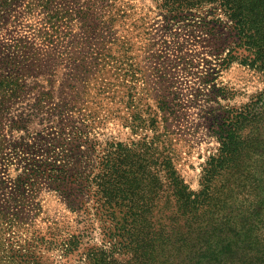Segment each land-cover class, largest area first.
Returning a JSON list of instances; mask_svg holds the SVG:
<instances>
[{"label": "rangeland", "instance_id": "rangeland-1", "mask_svg": "<svg viewBox=\"0 0 264 264\" xmlns=\"http://www.w3.org/2000/svg\"><path fill=\"white\" fill-rule=\"evenodd\" d=\"M216 8L208 1L173 12L162 0H0V60L27 65L35 50L40 66L21 73L22 90L0 108L1 250L13 235L24 239L32 230L43 233L57 226L81 232L83 246H104L124 257L114 222L95 216L94 201L85 204L87 196L70 177L62 180L42 163H66L74 172L88 158L93 168L108 145H131L152 135L151 128L164 139L188 190L197 193L203 169L220 147L217 122L225 111L248 106L258 145L240 175L264 174V74L238 61L219 69L231 46L222 43L224 35L217 39L205 30L208 13H221ZM98 50L107 55L104 60H93L96 68L82 67L99 56ZM73 57L78 60H69ZM132 64L146 75L133 83V99L127 78ZM47 91L52 95L39 102ZM132 107L148 130L131 131ZM31 161L35 172H29ZM17 180H23L21 188ZM232 192L244 201L249 189L238 184ZM161 195L152 218L157 227L176 218L171 197ZM77 207H86L83 216ZM15 218H21L19 229L10 231L5 221ZM61 253L53 245L40 254L47 264H80L78 256L67 261Z\"/></svg>", "mask_w": 264, "mask_h": 264}, {"label": "trees", "instance_id": "trees-1", "mask_svg": "<svg viewBox=\"0 0 264 264\" xmlns=\"http://www.w3.org/2000/svg\"><path fill=\"white\" fill-rule=\"evenodd\" d=\"M162 1L173 12L189 10L201 2L216 4L221 13H208L211 18L205 22V30L217 39L224 35L222 43L228 42L231 46L221 57L219 69H227L238 61L264 74V0ZM174 14L182 13H167L171 17ZM220 14L224 19L217 17ZM96 54L99 56L81 66L96 68L92 61L104 60L107 56L99 50ZM30 58L27 65L15 59L6 63L5 59L0 60V108L22 90L21 73L40 68L35 64L38 60L35 50L30 52ZM57 59H51L53 66L58 65ZM127 78L131 83L128 98L133 99V83L140 78L145 81L146 75L139 64H132L127 69ZM51 95V91L42 92L38 101ZM247 107L238 112L225 111L217 122L220 147L209 157L197 193L188 190L174 168L172 155L163 145L164 139L153 128L152 135L146 134L131 145L119 142L108 145L93 168L88 158L87 165L74 172L66 163L43 162L44 168L52 166L62 180L70 177L79 192L87 196L85 204L94 201L95 216L114 222L118 238L122 239L124 257H117L111 248L104 246H83L81 232L68 233L55 226L43 233L32 230L30 237L24 239L14 240L13 235L7 247L0 249V264H47L40 253L43 247L53 245L60 247L67 261L78 256L80 264H264V174L240 175L248 153L258 145L251 136L253 115ZM128 110L133 133L150 128L136 107ZM31 162L29 172H35L38 167L35 161ZM69 172L72 175H64ZM25 176L29 177L30 173ZM16 183L20 188L24 185L23 180ZM238 184L249 189L244 201L233 196L232 191ZM165 193L173 201L176 218L163 221L157 227L152 221L153 213L161 194ZM5 203L8 205V200ZM84 210L77 207V215L83 216ZM18 222L21 218L5 224L11 231Z\"/></svg>", "mask_w": 264, "mask_h": 264}]
</instances>
